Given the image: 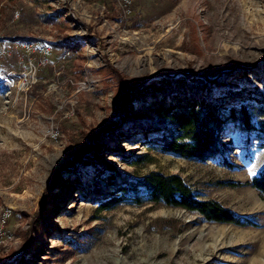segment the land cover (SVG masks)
<instances>
[{
    "label": "rangeland",
    "instance_id": "rangeland-1",
    "mask_svg": "<svg viewBox=\"0 0 264 264\" xmlns=\"http://www.w3.org/2000/svg\"><path fill=\"white\" fill-rule=\"evenodd\" d=\"M183 72L214 80L217 156L160 151L123 90ZM263 168L264 0H0V264H264ZM150 171L251 225L149 202Z\"/></svg>",
    "mask_w": 264,
    "mask_h": 264
},
{
    "label": "trees",
    "instance_id": "trees-1",
    "mask_svg": "<svg viewBox=\"0 0 264 264\" xmlns=\"http://www.w3.org/2000/svg\"><path fill=\"white\" fill-rule=\"evenodd\" d=\"M60 45L70 49L77 43L65 37ZM111 71L117 74L114 69ZM117 79L123 88L121 78ZM212 82L214 80L193 72L178 75L157 74L138 83L135 92L123 90L129 95L132 94V101L140 109L173 125V130L160 137V151L183 158L204 160L221 154L226 147L219 139V133L227 117L219 112L210 99L202 104V108L196 105L204 96H209L208 84ZM226 94L232 97L240 95L238 91L231 89ZM228 111L230 114L233 108ZM145 125L146 128H157V122H146ZM248 184L264 200V168L251 176ZM137 185L145 189L149 202L195 212L207 222L235 225L252 223L247 217L232 213L213 199H198L190 186L177 174L150 171L137 180Z\"/></svg>",
    "mask_w": 264,
    "mask_h": 264
},
{
    "label": "built area",
    "instance_id": "built-area-1",
    "mask_svg": "<svg viewBox=\"0 0 264 264\" xmlns=\"http://www.w3.org/2000/svg\"><path fill=\"white\" fill-rule=\"evenodd\" d=\"M124 2H127V0H123ZM28 44L27 42H24L22 43V46H25L26 48L28 47ZM29 48V47H28ZM47 52V50L45 49V53Z\"/></svg>",
    "mask_w": 264,
    "mask_h": 264
}]
</instances>
